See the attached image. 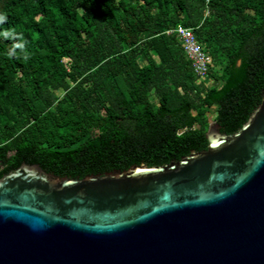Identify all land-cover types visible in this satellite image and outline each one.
Segmentation results:
<instances>
[{"label": "trees", "instance_id": "16d2710c", "mask_svg": "<svg viewBox=\"0 0 264 264\" xmlns=\"http://www.w3.org/2000/svg\"><path fill=\"white\" fill-rule=\"evenodd\" d=\"M0 14V179L24 163L76 180L170 165L208 149V108L233 135L264 97V0H0ZM178 26L212 56L210 89Z\"/></svg>", "mask_w": 264, "mask_h": 264}, {"label": "water", "instance_id": "95a60500", "mask_svg": "<svg viewBox=\"0 0 264 264\" xmlns=\"http://www.w3.org/2000/svg\"><path fill=\"white\" fill-rule=\"evenodd\" d=\"M170 165L0 179V264H264V97L233 135Z\"/></svg>", "mask_w": 264, "mask_h": 264}, {"label": "built area", "instance_id": "2783aa9c", "mask_svg": "<svg viewBox=\"0 0 264 264\" xmlns=\"http://www.w3.org/2000/svg\"><path fill=\"white\" fill-rule=\"evenodd\" d=\"M168 35H176L181 46L192 64L197 77V83H209L210 71L213 68V58L206 48L201 45L192 29L178 26L176 29L166 32Z\"/></svg>", "mask_w": 264, "mask_h": 264}, {"label": "rangeland", "instance_id": "374dc122", "mask_svg": "<svg viewBox=\"0 0 264 264\" xmlns=\"http://www.w3.org/2000/svg\"><path fill=\"white\" fill-rule=\"evenodd\" d=\"M66 62H68L66 60ZM142 67H146L145 64H142ZM207 87V89H210L212 87V83L209 82L205 85ZM61 94L60 93H56V97H60ZM153 101L155 104L158 103L157 98L153 96ZM206 118L208 119L210 126L213 125L215 123V118H216V109L215 108H208L207 109V113H206Z\"/></svg>", "mask_w": 264, "mask_h": 264}, {"label": "clouds", "instance_id": "9594fccd", "mask_svg": "<svg viewBox=\"0 0 264 264\" xmlns=\"http://www.w3.org/2000/svg\"><path fill=\"white\" fill-rule=\"evenodd\" d=\"M7 19V16L5 14H0V23H3L5 20ZM4 35L6 37H12L15 35L14 31H6L4 33ZM16 48H20L21 50H23L24 48V44L23 43H15L13 44V52ZM11 54V53H10Z\"/></svg>", "mask_w": 264, "mask_h": 264}]
</instances>
